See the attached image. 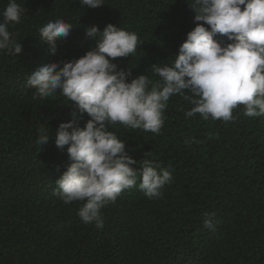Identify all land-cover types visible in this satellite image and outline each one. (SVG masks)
<instances>
[{
  "label": "trees",
  "instance_id": "obj_1",
  "mask_svg": "<svg viewBox=\"0 0 264 264\" xmlns=\"http://www.w3.org/2000/svg\"><path fill=\"white\" fill-rule=\"evenodd\" d=\"M16 2L25 11L8 30L22 53L0 51V264H264V115L248 117L243 105L227 122L187 117L196 97L185 90L169 98L159 133L109 125L134 167L146 159L172 179L148 198L138 175L100 210L103 228L78 216L85 201L65 204L55 194L69 159L53 134L75 108L60 90L36 97L27 86L31 73L83 56L99 39L86 38L85 28L111 23L138 36L136 51L114 62L132 78L147 76L150 90L161 80L154 65L171 66L196 26L186 0H104L96 9L80 0ZM8 3L0 0V22ZM58 19L72 31L53 55L39 30ZM42 129L53 138L41 148Z\"/></svg>",
  "mask_w": 264,
  "mask_h": 264
},
{
  "label": "clouds",
  "instance_id": "obj_2",
  "mask_svg": "<svg viewBox=\"0 0 264 264\" xmlns=\"http://www.w3.org/2000/svg\"><path fill=\"white\" fill-rule=\"evenodd\" d=\"M194 13L193 30L187 33L171 66H155L161 80L149 90L147 76L132 78L131 70L119 68L114 61L134 53L138 36L113 24L101 31L93 25L85 36L95 47L78 59L42 64L31 73L27 86L35 96H53L57 90L74 105L68 122L60 123L55 146L66 147L69 164L55 181L56 195L65 203L85 201L78 216L85 224L95 222L103 228L100 210L114 203L122 190L141 178L139 188L148 198L159 197L172 179L166 169L157 171L149 160L138 162L126 150V143L113 132L111 124L159 133L162 113L169 98L191 92L194 107L187 117L200 114L205 120L233 119L232 110L244 106V115H264V0H186ZM81 5L96 9L104 0H80ZM25 11L16 0H9L0 22V51L22 53L12 39L9 24L21 22ZM207 26V27H206ZM72 25L63 20L48 22L40 28L39 39L55 54L58 41L65 40ZM226 37L228 43L214 39ZM89 119L83 127L79 119ZM50 137L42 129L36 143L44 146ZM207 215V214H206ZM205 226L214 227L210 219Z\"/></svg>",
  "mask_w": 264,
  "mask_h": 264
}]
</instances>
